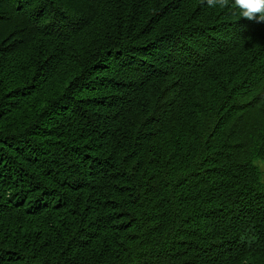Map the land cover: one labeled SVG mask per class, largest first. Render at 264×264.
<instances>
[{"label":"trees","instance_id":"trees-1","mask_svg":"<svg viewBox=\"0 0 264 264\" xmlns=\"http://www.w3.org/2000/svg\"><path fill=\"white\" fill-rule=\"evenodd\" d=\"M0 264H264V22L0 0Z\"/></svg>","mask_w":264,"mask_h":264},{"label":"clouds","instance_id":"clouds-1","mask_svg":"<svg viewBox=\"0 0 264 264\" xmlns=\"http://www.w3.org/2000/svg\"><path fill=\"white\" fill-rule=\"evenodd\" d=\"M211 8L238 10V14L249 21L264 22V0H205Z\"/></svg>","mask_w":264,"mask_h":264}]
</instances>
